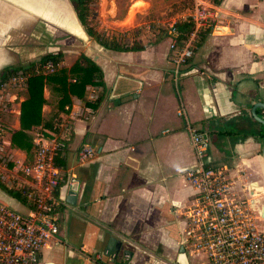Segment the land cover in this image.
<instances>
[{"label":"crops","instance_id":"0c3cea01","mask_svg":"<svg viewBox=\"0 0 264 264\" xmlns=\"http://www.w3.org/2000/svg\"><path fill=\"white\" fill-rule=\"evenodd\" d=\"M212 5L216 17L174 83L169 30L147 43L137 38L141 50H107L91 42L69 0H0V71L61 51L58 67L69 68L82 52L102 72L103 86L86 87L58 113L55 135L45 137L39 127L26 131L35 145L59 143L57 167L67 180L80 181L74 204L65 201L67 184L60 182L57 232L36 264H208L187 235L184 214L195 194L185 174L194 159L176 115L180 104L189 123L209 137L206 161L224 168L233 192L253 199V209L264 206L261 129L250 122L251 105L264 103V0ZM7 82L0 86V183L16 191L33 180L21 171L25 152L10 144L25 88ZM42 94L52 98L46 88ZM97 98L94 108L86 105ZM52 103L42 106L43 116ZM256 109L264 120V109ZM237 128L253 134L221 133ZM82 147L93 155L79 161ZM0 203L21 215L30 212L1 188ZM259 226L264 229V219ZM108 236L120 241L116 257L105 255ZM180 247L185 258L178 256Z\"/></svg>","mask_w":264,"mask_h":264},{"label":"built area","instance_id":"2783aa9c","mask_svg":"<svg viewBox=\"0 0 264 264\" xmlns=\"http://www.w3.org/2000/svg\"><path fill=\"white\" fill-rule=\"evenodd\" d=\"M216 14L209 0H191L190 11L181 19L188 21L191 29L181 41L175 39V22L169 25L174 33L169 43L174 83L182 65L192 57L199 32L211 26ZM56 67L58 64L50 60L36 61L16 69L7 84L21 89L30 75L49 74ZM89 91L91 100L93 90L89 87ZM176 115L183 120L194 159L185 177L195 195L192 206L184 214L192 249L203 252L208 264H264V232L257 227L258 210L252 208L250 198L233 192L224 168L206 161L209 137L189 123L181 104ZM35 142L31 164L21 166V171L31 176L33 182L19 191L30 212L21 215L0 203V264H36L41 247L57 232L59 200L56 193L60 182L68 183L54 160L59 143L54 140L48 144ZM92 155L90 147H82L77 159L84 161Z\"/></svg>","mask_w":264,"mask_h":264},{"label":"trees","instance_id":"16d2710c","mask_svg":"<svg viewBox=\"0 0 264 264\" xmlns=\"http://www.w3.org/2000/svg\"><path fill=\"white\" fill-rule=\"evenodd\" d=\"M213 4L219 3L220 0H209ZM89 0H70L72 8L76 14L78 21L84 29L87 36L92 38L98 45L107 50L113 51H137L143 48L142 44L136 40H132L130 45L125 44L123 36H111L109 38H103L99 33H96L91 26L88 25L86 16L89 14L87 3ZM175 39L181 41L191 29V24L188 21L178 20L174 23ZM203 30V29H202ZM201 30V31H202ZM197 38V45L200 33ZM174 34L169 30L168 34ZM62 52L55 51L52 53H46L42 55L38 62L50 60L53 64H58L61 61ZM188 59L185 61V63ZM184 63V64H185ZM30 63L29 65H31ZM17 68H3L0 71V86L3 82L8 81L9 76ZM181 70V68H180ZM92 85L103 86L102 72L100 68L95 64L91 58L79 52L74 63L69 68L56 67V69L49 74H32L27 78L24 92V99L19 105V129L12 132L10 135V144L16 148L23 150L26 154L27 163L31 164L33 156L36 150V145L32 143V137L26 132L32 127H39V132L45 137H52L56 134V126L58 122V113L66 112L65 105L70 103L72 96L82 98L86 87ZM46 88L52 98L50 100L43 97L42 91ZM99 98V97H98ZM94 100L93 103H87L90 108L96 106L99 99ZM50 111L46 115H42L41 108L45 104H51ZM259 109L255 110L257 114ZM250 122L255 124L261 129V132H257L260 137L261 143L264 142V126L256 122L251 118ZM222 134H235L236 136H246L251 132L245 130H224ZM253 134V133H251ZM54 160H57V155ZM67 175H63V180L66 181ZM0 188L5 192L13 195L15 198L23 201V197L20 195V189L14 191L6 189L1 183Z\"/></svg>","mask_w":264,"mask_h":264},{"label":"rangeland","instance_id":"374dc122","mask_svg":"<svg viewBox=\"0 0 264 264\" xmlns=\"http://www.w3.org/2000/svg\"><path fill=\"white\" fill-rule=\"evenodd\" d=\"M87 6V23L96 33L123 36L130 45L137 38L147 43L168 33L169 25L190 11L191 0H89Z\"/></svg>","mask_w":264,"mask_h":264},{"label":"water","instance_id":"95a60500","mask_svg":"<svg viewBox=\"0 0 264 264\" xmlns=\"http://www.w3.org/2000/svg\"><path fill=\"white\" fill-rule=\"evenodd\" d=\"M256 108L264 109V103L261 102V101H258V102L253 103L251 105V107H250V114H251L252 118L256 122H258V123H260L261 125L264 126V120L261 119L260 117H258L256 115V113H255V109ZM260 154H261V157L264 160V142L261 145ZM79 185H80V181L77 180L76 178L70 177L68 179V183H67V185L65 187V190H66L65 201L67 203L74 204L76 196L78 194ZM250 201H251V203L253 205V199H250ZM257 210H258V214H259L260 218L264 219V206H260L259 209L257 208ZM119 247H120V241L116 240L112 236H108L107 240H106V245L104 247L105 255L106 256L116 257V255L118 253V250H119ZM178 256H180L181 258H185V255L183 253V248L182 247H180V249H179V255Z\"/></svg>","mask_w":264,"mask_h":264}]
</instances>
